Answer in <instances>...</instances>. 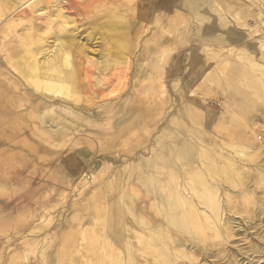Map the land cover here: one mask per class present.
<instances>
[{"label": "bare ground", "instance_id": "6f19581e", "mask_svg": "<svg viewBox=\"0 0 264 264\" xmlns=\"http://www.w3.org/2000/svg\"><path fill=\"white\" fill-rule=\"evenodd\" d=\"M97 8L110 13L88 14ZM79 16L126 28L155 25L136 54L132 93L102 94L121 74L113 68L124 53L101 47L98 60L89 59L96 49L74 41ZM188 48L189 60L181 63ZM0 55L6 60L0 58V125L23 133L19 143L30 151L73 144L76 159L60 187H84L89 166L121 164L102 183L110 198L89 218L87 245L78 240L81 225L74 229L83 217L72 210L68 232L57 230L51 249L42 252L44 264H264V0H0ZM140 93L155 111L139 105ZM145 115L147 135L158 123L150 141L137 139L139 151L113 150ZM7 173L13 182L19 170ZM6 191L0 193L6 196L0 199V264H32L39 239L30 231L41 223L16 224L14 235L4 230L8 213L36 191L17 201L10 194L18 189ZM41 212L24 216L41 220ZM23 232L19 246L7 242Z\"/></svg>", "mask_w": 264, "mask_h": 264}, {"label": "rangeland", "instance_id": "374dc122", "mask_svg": "<svg viewBox=\"0 0 264 264\" xmlns=\"http://www.w3.org/2000/svg\"><path fill=\"white\" fill-rule=\"evenodd\" d=\"M107 12L110 13V10L108 9V11L105 12L102 9L100 10L99 8H97V10H95V11L94 10L88 11V14L95 17L96 14L98 15V13L103 15L104 13H107ZM112 12H114V11H112ZM118 13H123V12L120 11ZM79 17H80V19H82L81 16H79ZM129 26H130L129 28H126V27H128V25H126L125 23L124 24L123 23L122 24H120V23L98 24L96 22L93 23V22H90V20L87 17H84L82 20H80V22L78 23V26L77 25L74 26V29L76 28L74 31L75 32L74 36L78 35L81 32L79 37L75 38L74 41L79 40L80 42L85 43L86 46L88 47V49H90V50L96 49L94 52H88L87 53L89 56V59L91 56L92 57L91 59L93 61L94 60L97 61L98 57L100 56L99 54L101 51L100 50L101 47H102V49L107 48V51L110 48L112 51H116L117 54L119 52L120 53L122 52L125 54V55L123 54V56H124L123 60L124 61L123 62L120 61L117 63V65H119L121 69L120 68L117 69L119 67L117 65H114V68H113L114 70L116 69L117 71L118 70L121 71V74L124 73L123 74L124 77L118 71L117 73H119L121 76L120 75H118L116 77L114 76L116 79L114 78V81H112L109 84L110 86L107 85L101 89L102 94L103 93H104V95L106 94L105 96L107 99L108 98H115V97H117V94L119 96L122 93H126V92L132 93V91L135 90L133 87L134 86L133 85V81H134L133 74H134V68H135L134 62L136 60V54H138L139 52H141L144 49V47L146 45V40H145L147 38L146 36L148 35V33H150V30L152 31V29L155 25L153 23H149V25H148V23H146V22L145 23L144 22H139V23L138 22L137 23L130 22ZM71 30H72V25H71ZM127 41L129 43H127ZM143 42H145V43H143ZM134 49H136V50H134ZM188 50H189V48L183 50L185 54L182 56L181 63L183 62V63L187 64V62H188L187 60H189V52H190ZM101 53H102V51H101ZM126 56H128V59L125 58ZM0 58H2V60L6 62V60L3 59V56L0 55ZM126 59L129 61H127ZM185 59H186V61H185ZM210 66H212V65H210ZM123 69H124V71H122ZM213 71L217 72L216 74H218L221 77L222 73L219 74V72H221V70L217 66L214 67ZM122 77H123V80H126L125 82H123ZM125 77H127V78H125ZM113 83H114V86L112 85ZM120 83H121V85H119ZM171 83H172V81H169L168 85ZM118 85H119L120 89L116 88V86L118 87ZM111 86H112V88H110ZM121 87L123 88L122 91H121V89H122ZM106 89H107V91H106ZM113 90H114V93L112 92ZM108 92H110V93L108 94ZM143 96H144V94H141V93L138 96L137 101H138L139 105L146 107V110H148L149 113L151 111H155L154 104H152L154 102H152L150 105L148 102H146L145 100L142 99ZM148 104L150 106H146ZM213 111L216 112L217 114H219L220 110L217 109V110H213ZM161 116H163V115H161ZM159 117H157L155 115V119L158 121L161 118V117L160 118ZM139 121L140 122H138V121L136 122L137 124L135 123L136 125H138V124L139 125L138 126L135 125L136 129L133 131V133L124 135L123 138H121V140L120 139L115 140V145H114L113 150L117 149L119 152H121V149L127 150L130 148L132 150L139 151V150H141L143 144L141 143V145H140V143L137 142V139L139 140V138L142 139L143 137L148 136L147 138H143V139L147 140L148 142L150 141V139L152 137L151 135H154V133L156 132L155 128L158 125V123L157 122L155 123L154 129L151 130L149 135H147L148 133L145 132L146 126H148V125L151 126V125L149 124L148 121H146V115L144 117H142V120L140 119ZM2 127L5 129H2ZM8 128H9L8 123L0 125V193L5 192L6 190H8V188L10 186H12V188L18 189V191L14 192L12 195L10 194V198L12 200H16V201L20 200L22 198V196H24V194H26V191H28L29 189L30 190L32 189V191H36V194L31 192L34 195H32L28 198L29 201L26 200L27 204L22 205L24 207L21 206L22 208L19 207L20 209L15 210L13 213H11V214L8 213L10 215L11 219H10L8 226L6 227L7 231L4 230V232H6L8 234L13 233L12 235H14V232H16V230H17L16 227H19V225H16V224H19V223L25 222V221L31 223L32 220H34V223L40 222L43 227L42 228L40 227L39 230H36L33 233L30 231V233L32 235L29 232H26V231L25 232L27 234H30L33 237L36 236L35 238L39 239V241L36 245V248L34 249L35 252L32 255V264H44L41 260H39L42 256V252L45 250L48 251V249H51V247L53 246V243L57 240V238H56L58 235L57 230H58V232L62 231L65 234L68 232L69 229H68L67 223L65 222V219H66V217L71 215L72 212H70V211L73 210V211H75V215H77L78 217H83V220L78 221L77 220L78 218L75 220V222H74L75 228L74 229H76V227H78L77 225H81L80 226L81 233L78 235V240L81 241V243H83L84 245H87L85 242L91 238V231L90 230L93 226V225H90L89 218L90 217H98L99 216L98 212L102 211L104 203L106 202V200L108 201L110 198V196L108 197L105 194V192H104V194L101 193L102 183L104 182V179H106L108 177V175L114 169L116 170L117 167H118L117 169H119V166L121 168L120 162L119 161L113 162L112 160H110L111 164L107 167V169H103V170H101L103 167L102 165H100L101 163H97L95 166L94 165L89 166L88 168H86V173H87V176H86L87 179L86 180L88 181V184H86L84 187H80V185H78L77 188L74 187V188H72V190L71 189L69 190V188H67L66 186L60 187L59 185L61 184V182H63V180H66L67 176L65 174L67 172L71 171V168H69V167H71L70 163L74 162L73 160L76 159L75 157L77 154L74 153V150H73L74 148H72L73 144L68 143L67 145L62 146L60 148H54L53 146L52 147H50V146L45 147L44 146L47 149V152H44V153L43 152L40 153L39 151H34V150L30 151L28 149V145L23 144L22 142L19 143V141L22 140L25 135L23 133H20V134L18 133V134H14V135L9 134V132L7 131V130H9ZM83 134L84 133L79 134L78 137H80V138L85 137L86 135L83 136ZM7 137H9V139H13V142H17V143H14L13 146L9 145L10 142H9V139L7 141ZM27 139H28L30 144H32L36 148H38L40 143L35 139V137L31 136V137H28ZM2 140H6V141H2ZM1 141H2V143H1ZM6 143H8V144H6ZM41 143H43L42 140H41ZM136 143H137V145H136ZM2 145H4V146H2ZM135 145L137 148L135 147ZM4 147H5V150L7 153L2 155L1 151H3ZM11 153L13 154V156L8 155ZM117 155L120 156V153L116 154L115 156L118 157ZM7 156L10 157L9 160H8ZM20 156L21 157L25 156L28 160L26 162H23L21 160V158L19 159ZM1 161H3V163H1ZM12 166L16 170H19V175L13 178V182L16 184H14L13 182H9V180H8L9 177H7V174H8L7 172L9 170V168ZM99 170L102 172L101 176L98 179L96 178V180H93L92 183H90V181L92 179H91V177H89V175L94 174V173L98 174ZM64 172H65V174H64ZM17 179H18V181L19 180L20 181L18 182ZM27 179H28V182L30 184L28 183V185L26 187H23V184H24V182L27 181ZM40 183H42V184H40ZM37 185H39V186H37ZM36 188L38 189V191ZM99 188H101V189H99ZM63 189H64V193H63V191H61ZM83 191H84V193H83ZM31 193H30V195H31ZM62 193H63L64 197L61 196L62 198H59V200H58V197ZM92 194H93V197H91ZM5 197L6 196L3 194L0 196V199L5 198ZM63 198H64V200H62ZM60 200H62V201H60ZM55 202H56V204L58 203V205L54 204ZM76 204H79V207L76 208V210H75L76 206H71V205H76ZM42 208H44V209L42 210ZM25 212H28V213L30 212L33 214H37L38 212H41V215L43 214L44 217L41 220H40V217L30 218L29 216H24ZM79 215H81V216H79ZM45 216H46V218H45ZM47 219H49V221L48 222L44 221L45 222V224H44L43 220H47ZM97 221H99V220H97ZM63 227H65V228H63ZM88 227H89V230H88ZM59 229H61V230H59ZM25 232L19 233V235H16L17 238L20 236L23 237L24 235H26ZM8 234H5V235L7 236ZM65 234L63 235L64 237L66 236ZM2 235L4 236V238L6 237L3 233H2ZM3 236H2V238H3ZM43 237L46 239L44 240ZM17 238L13 239L11 241H7V242H11L12 246H15V245L19 246V243H21L20 242L21 238H18V239ZM84 239H85V241H84ZM37 261H38V263H37Z\"/></svg>", "mask_w": 264, "mask_h": 264}]
</instances>
